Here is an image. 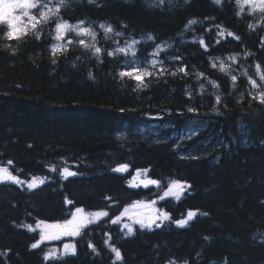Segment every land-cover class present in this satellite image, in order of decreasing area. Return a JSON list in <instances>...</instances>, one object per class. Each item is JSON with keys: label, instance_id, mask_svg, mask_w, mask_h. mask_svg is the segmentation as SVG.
I'll return each instance as SVG.
<instances>
[{"label": "trees", "instance_id": "16d2710c", "mask_svg": "<svg viewBox=\"0 0 264 264\" xmlns=\"http://www.w3.org/2000/svg\"><path fill=\"white\" fill-rule=\"evenodd\" d=\"M43 2L59 12L19 39L0 23V167L22 181H45L33 190L0 182V264H264V104L253 99L249 80L258 77L257 65L264 70V12L238 0ZM80 21L95 41L69 31L65 41L73 44L53 56L52 46L63 43L55 23ZM100 24L113 28L107 39ZM82 38L101 47L99 59L78 46ZM132 39L141 42V59L160 45L157 59L167 69L144 88L118 75L133 66L130 55L107 56L115 41ZM185 65L187 75L177 71ZM157 113L163 118H150ZM193 123L197 131L181 137ZM65 167L77 175L65 178ZM136 172L159 184L133 183ZM173 181L191 188L165 197ZM140 201L168 219L151 229L135 224L131 233L123 220L112 222ZM76 207L108 215L79 235L30 247L43 234L40 221L62 223ZM190 210L197 215L178 226ZM66 244L75 251L55 252Z\"/></svg>", "mask_w": 264, "mask_h": 264}, {"label": "snow or ice", "instance_id": "6c2138e0", "mask_svg": "<svg viewBox=\"0 0 264 264\" xmlns=\"http://www.w3.org/2000/svg\"><path fill=\"white\" fill-rule=\"evenodd\" d=\"M94 0H89V3H93ZM187 3L188 0H185ZM215 3L220 4L221 0H214ZM59 3L61 6H64V0H59ZM160 5H163L164 0H159ZM245 3L249 4H258L259 8L262 12H264V0H245ZM151 6V5H150ZM0 9H3L2 12H0V23H4L8 27L7 31V37L9 39H19L22 35H24L27 31L31 30H36L38 25H42L44 23H47L50 19H54L53 16L50 14L55 11L56 13L59 12L60 8L55 7L53 9L52 7H49L48 4L44 3L43 0H0ZM21 10V15H17L16 12L17 10ZM36 10V14H30V10ZM25 17L27 19H25ZM190 23H197V21L192 20ZM100 28L104 29L105 33V38H108V34L113 32V28L111 25H105V24H100ZM69 31H77L78 35L84 36H90L93 41H95V33L92 32L89 28L83 27V21H80L78 25L76 26H70L67 22H57L55 23V39L57 41H61L63 43H57L52 46V55L55 56L57 53H64L67 51L68 46L73 44L72 40H66L65 38L67 36V33ZM36 35L39 37L40 33L37 32ZM118 36H122L123 33H116ZM220 35H223V33H220ZM229 35H234L232 33H229ZM148 40L155 41L156 37L149 34L147 36ZM235 39L239 40V37H235ZM78 46H81L85 49L91 50L94 55L97 56L99 59L100 54L102 53V49L99 46H96L95 43L89 44L86 39H79L77 42ZM117 47L114 51H108L107 56L112 57L116 56L117 53H122L127 55L130 50H134L137 45H139L141 42L132 39L130 43H126L124 46H120L119 41H115ZM218 43V41H217ZM200 44L204 46L205 49H207V45L204 44V41L201 40ZM160 45H155L154 51L150 53L149 55L151 56H157L158 53L155 49H160ZM15 51V50H13ZM132 55L135 58V51H132ZM175 60H181V57L178 55L174 57ZM230 59H235L234 57H231ZM53 64L56 63V60L53 59L52 61ZM133 67L128 68L125 67L124 70L120 71L118 75L121 78L128 77L130 79H134L137 82V87L139 88H144L147 87V85L144 83L145 79L147 78H157L159 79L160 77L164 76L167 72V69L163 66V61L158 60V59H152L149 61V64L147 67H144L141 69L138 66H135V59L132 61ZM159 65V67H158ZM211 67L216 68L217 64L212 63ZM220 70L221 71H228V68L230 66H227L223 63V61L220 62ZM259 67V65H257ZM151 69V70H150ZM180 73H183L185 75L188 74L187 72V65L184 67H181L177 70ZM171 75H176L177 72H171ZM230 74V73H229ZM198 77L204 78V73H199ZM250 83L253 88L259 89V85H257L256 80H253L251 78ZM261 79L264 80V75H261ZM231 80L235 82L237 80V77L235 75H231ZM215 83V82H211ZM218 87V86H217ZM203 88V85H201V89ZM189 98L191 97V93L188 94ZM253 99H258L261 104H264V91H259L257 96H254ZM216 105L221 104V97L219 95L216 96L215 98ZM121 111H124V109H121ZM171 110H169L170 114ZM188 113H197L198 109L196 107H189L187 108ZM212 112L215 113V115L219 116L222 115L220 112L219 107H213ZM150 118L152 119H162V115L160 113H157L156 115L149 114ZM194 129H190L188 132V138H190L193 134ZM31 147V146H29ZM179 147V145H177ZM218 159V158H217ZM216 162V161H214ZM8 164L11 165L12 161H8ZM127 166H123L121 168L116 169V171H123L124 168ZM51 171H55V169H51ZM66 174V177H74L77 175V173L71 171L69 168L65 167L62 169V175ZM5 181H11L15 183L16 185H24L27 184L28 190H33L38 187L37 181L33 179L32 181H22L18 176L12 175L7 168L0 167V182H5ZM41 185L45 183V181L41 180L39 182ZM150 185H158L159 181L156 180H150L148 182ZM185 188H191V185H188L186 182H181V181H173L172 184L169 186L168 190L164 193L165 197L169 196H175L177 198L180 197L181 193L184 191ZM67 204H72L73 202L71 200H66ZM84 209L81 207H76L75 212L72 213V219L71 220H66L63 222V224L60 223H45L44 221H40V223L44 226L43 234L40 237V240L37 242L31 244L32 249H36L39 247L40 243H42L46 239H52L54 238L50 233L49 229H58L63 232L64 235H71V236H76L80 234V229L83 227H86L88 224L92 223V221L82 215ZM99 215V214H98ZM105 216L108 214L105 212ZM197 215L196 211L190 210L187 212V219H180L175 221V223L178 226H186L189 221ZM119 217L116 218V220H113V223H116L118 221ZM161 219H168L167 214H165L164 217ZM141 228H152V225L156 223V218H149L147 222L144 220L139 221ZM160 224H156V227H160ZM129 228V233H131L132 229L129 226H125ZM30 231H33L31 227H29ZM207 239V238H205ZM90 248L95 250V245L89 244ZM73 247V252L75 251L74 246H69L65 245V248ZM115 252V256L119 259H123L122 253L120 252L119 249L113 248L112 249ZM47 258V257H46ZM169 264H176L175 261H170ZM185 264H187V261H185Z\"/></svg>", "mask_w": 264, "mask_h": 264}, {"label": "rangeland", "instance_id": "374dc122", "mask_svg": "<svg viewBox=\"0 0 264 264\" xmlns=\"http://www.w3.org/2000/svg\"><path fill=\"white\" fill-rule=\"evenodd\" d=\"M238 2L241 4V8H244L245 6H247L250 9V11H261L258 4L245 3V0H238ZM16 14L17 15H21V10L18 9ZM25 19H27V18L25 17ZM137 49H138V45L136 46V48L134 50H130L128 52V54H127V55L131 56L130 58H131L132 61H133V59H135V61H136L135 66H138L141 69H143L144 67L148 66L149 61H151L152 59H157V56L154 57V56H151V55H149V57H146V58H143V59L138 58L136 56L134 58L133 55H132V51H135V55H136L137 54ZM155 50L157 51V53L159 52V49H155ZM152 52H150V53H152ZM256 69H257L258 77L257 78H251V79L256 80L257 85H259L260 87H259V89H255L251 85V88L254 90V92L256 93V96H257L259 91H264V80L261 79V75H264V70L261 69L260 67H256ZM199 128H200V125H199ZM190 129H194V131H193V134H194L197 131L198 128H197V126L194 123L190 124V126L185 130L186 133L181 135V137L187 136V134H188ZM34 179L37 181V184L42 180L41 177L34 178ZM32 180H30V181H32ZM149 181L150 180L147 179L144 176V174L141 173V172H136V174H135V176H134V178L132 180L133 183H136V184H139V185H150V184H148ZM143 202L144 201L136 202L133 207L126 208L118 216L119 219L124 221V226L127 225L130 228H132L135 224H140L139 223L140 220H144L145 222H147V220L149 218H156V223H157L163 217V213L160 211V209L155 204H151L152 202H150V203H143ZM74 212H75V210L72 213H74ZM82 215L88 217L91 221H94V220L104 216V213L103 212H87V211H83ZM71 219H72V214L70 215V218L68 220H71ZM60 224H63V222L60 223ZM41 230L43 232V230H44V226L43 225L41 226ZM128 230H129V228H128ZM48 231L54 237L52 239H46L45 240L46 242H50V243L51 242L58 243L61 240L67 239L69 236H71V235H64L63 232L61 230H58V229H49ZM66 245L72 246L71 244H66ZM72 248L73 247H69V248L66 249L65 245H64L62 247V249H59V248L56 247L55 248V252H58V251H59V253L68 252V251H71Z\"/></svg>", "mask_w": 264, "mask_h": 264}, {"label": "clouds", "instance_id": "9594fccd", "mask_svg": "<svg viewBox=\"0 0 264 264\" xmlns=\"http://www.w3.org/2000/svg\"><path fill=\"white\" fill-rule=\"evenodd\" d=\"M3 11V9H0V12H2Z\"/></svg>", "mask_w": 264, "mask_h": 264}]
</instances>
